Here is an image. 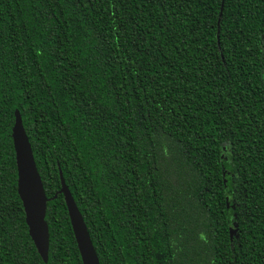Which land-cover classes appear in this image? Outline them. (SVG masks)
Returning a JSON list of instances; mask_svg holds the SVG:
<instances>
[{"label":"trees","instance_id":"trees-1","mask_svg":"<svg viewBox=\"0 0 264 264\" xmlns=\"http://www.w3.org/2000/svg\"><path fill=\"white\" fill-rule=\"evenodd\" d=\"M59 169L100 264H264V0H0V264H82Z\"/></svg>","mask_w":264,"mask_h":264},{"label":"water","instance_id":"water-1","mask_svg":"<svg viewBox=\"0 0 264 264\" xmlns=\"http://www.w3.org/2000/svg\"><path fill=\"white\" fill-rule=\"evenodd\" d=\"M11 136L17 170V192L22 202L28 233L39 255L46 262L48 259L49 232L45 214L46 203L49 198L45 194L43 183L34 160L31 144L23 127L22 118L18 109L14 111V123ZM59 178V192L63 194L65 200L82 264H100L83 216L65 183L60 169ZM55 196L56 194L53 197Z\"/></svg>","mask_w":264,"mask_h":264}]
</instances>
